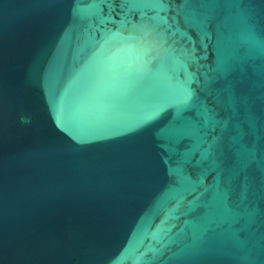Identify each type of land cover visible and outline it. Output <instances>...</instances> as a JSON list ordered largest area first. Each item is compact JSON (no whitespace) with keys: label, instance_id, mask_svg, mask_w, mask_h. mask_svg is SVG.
I'll list each match as a JSON object with an SVG mask.
<instances>
[{"label":"water","instance_id":"95a60500","mask_svg":"<svg viewBox=\"0 0 264 264\" xmlns=\"http://www.w3.org/2000/svg\"><path fill=\"white\" fill-rule=\"evenodd\" d=\"M121 11L0 0V264H264V0Z\"/></svg>","mask_w":264,"mask_h":264},{"label":"snow or ice","instance_id":"6c2138e0","mask_svg":"<svg viewBox=\"0 0 264 264\" xmlns=\"http://www.w3.org/2000/svg\"><path fill=\"white\" fill-rule=\"evenodd\" d=\"M94 3L97 4H107L110 9H114L117 5H119L122 9L119 15L121 18L116 20L112 17L111 12L108 16H100L99 17V24L107 25L108 21H111L113 24L118 25L116 32H112L110 28L105 26V28L101 29V32L105 35H111L113 37L121 36L123 30L131 28L132 30L137 29H144L147 27L143 16L141 17L140 21L133 20L131 18V14L136 10L140 5L143 4H150V3H157L162 2V0H93ZM99 24L97 27H99ZM107 42V41H105Z\"/></svg>","mask_w":264,"mask_h":264}]
</instances>
